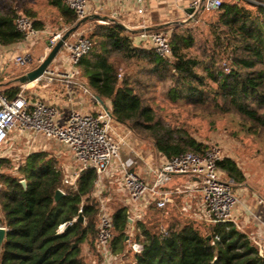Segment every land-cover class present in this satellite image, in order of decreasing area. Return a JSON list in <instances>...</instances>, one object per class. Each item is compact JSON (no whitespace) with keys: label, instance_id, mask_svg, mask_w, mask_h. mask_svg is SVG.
Segmentation results:
<instances>
[{"label":"trees","instance_id":"trees-1","mask_svg":"<svg viewBox=\"0 0 264 264\" xmlns=\"http://www.w3.org/2000/svg\"><path fill=\"white\" fill-rule=\"evenodd\" d=\"M47 1L59 8L66 26L76 22L74 12L62 0ZM212 10L203 26L164 28L169 31L171 58L159 56L151 45H133L129 33L116 24L95 22L86 36L91 48L77 64L89 89L110 101L112 118L149 137L166 158L206 148L190 136H173L181 127L161 125L151 105L152 89L158 85L165 89L164 102L189 106L211 123L230 115L239 131L264 142V0L222 1ZM24 14L31 16L29 9ZM16 16L14 8L0 11V45L22 40L15 27ZM33 24L38 28L41 23L34 20ZM115 56L133 66V72L119 79ZM2 90L12 98L20 83H10ZM4 161L0 158V163ZM217 165L234 182L244 181L243 171L229 156ZM95 177L94 169L87 168L75 184H65L57 161L45 152L24 157L16 174L0 172V225L5 227L0 264H100L95 249L100 213V203L92 195ZM56 189L63 195L55 201ZM145 208L151 215H164L154 204ZM160 215L149 223L136 218L142 247L134 251L125 240L130 226L128 208L110 211V252L125 253L126 261L134 264H264V255L232 221H215L203 232L191 218L164 224ZM68 221L71 224L60 230Z\"/></svg>","mask_w":264,"mask_h":264},{"label":"crops","instance_id":"crops-1","mask_svg":"<svg viewBox=\"0 0 264 264\" xmlns=\"http://www.w3.org/2000/svg\"><path fill=\"white\" fill-rule=\"evenodd\" d=\"M6 1L13 3L17 14H24L25 9H29L31 12V16L29 17L33 21H40L41 27L37 28L39 30V36L33 43L20 40L10 45H0V67L4 61V58L9 54L21 52L27 54L26 60L22 62V64L14 65V63H9L3 67L1 89H4V87L9 85V81L12 78L30 70L31 67L29 69V64L27 65V63L33 64L35 60L40 62L44 55L49 51L45 37L48 33L57 29H51L48 26L49 21L46 19L48 13L51 14V16L54 14V19H56L58 23L57 28L59 31L65 30L67 27H69L64 24L59 8L50 4L47 0H28V4H23L22 1L25 0ZM194 1L196 0H143V14H138L136 12L135 0H88V7L91 10L90 14L96 13L99 15H105L122 23L128 28L123 30L129 33L132 44L135 46H145L150 44L147 38L143 36L142 31H139L143 27L167 24L161 29H156L164 30V28L174 25L185 26L198 23L201 20L204 11L206 10L199 11L198 15L194 18L193 13H189L187 11L188 8L192 7ZM95 10L97 12H93ZM149 11L150 14L148 15L147 12ZM151 13H153L152 17ZM142 16L144 19H140L145 23L139 22L138 18ZM95 22L115 24L110 20H88L80 24L74 33H72L66 40L68 42H72L75 40L76 36L82 35L83 32L89 33L95 26ZM31 54L33 58L31 57ZM11 65H21L24 67L18 72H8V68ZM79 68L80 67L78 65L72 66L65 50L60 49L58 54L48 65L47 74L42 75L34 81L22 83L20 84V87H25L24 91L30 104L36 101H43L47 104L55 106L59 113V123H64L68 113L73 110L96 114L101 111H106V107L108 110L106 112L110 114V101L108 99H101L102 102H100L95 97L96 94L92 92L87 86V79L80 73ZM71 69L75 71V75L71 82H68L67 80H62L61 82L56 81V74L58 72H70ZM49 76H53L54 79L50 81ZM118 123L126 125L124 123ZM117 132L122 135V133H120L118 130ZM127 134L122 135L125 138L126 143L121 146V160L131 159L134 170L148 181H152L155 176L154 170L157 167V158L160 159V163V161L165 156L158 152L154 145H152L153 149H146L145 147L142 148L143 146L140 145L134 146L137 143L136 137L133 138L129 134L127 137ZM45 139L50 140L38 133L26 132L23 134H18L12 130L10 131L8 138L4 143L5 146L4 144L2 145L4 148L2 149L1 147L2 150L0 149V158H9L8 156L13 157L15 155H19L21 152H24V157L33 152H45ZM139 141L142 142L144 140L140 139ZM59 145L62 146V149L66 150L73 158L72 153L65 145L60 142ZM229 157L236 161L237 165L244 173V182L247 181L248 173L254 172L256 168L254 166L256 165H242V167L236 157ZM240 157L243 158V156ZM65 158H67V155ZM71 165H75L76 171L71 174V177H75V179L74 182L70 183V185L75 184L80 172L82 171H79L77 162L74 158ZM118 175H120V166L119 163L115 161L109 168L108 172L102 176L98 188L108 190H106L108 192L107 198L104 199H107L106 201L111 211L120 206H126L128 208L131 222L128 223L130 226L127 229L125 240L128 241L129 247H131L132 243L138 244L140 247H142V236L140 234V229L136 226V218H142L145 223H149L152 221V218L149 217L151 214L148 210H146V212V208H144L139 217L135 216L133 211H131L132 204L130 203L127 192L124 190V198L119 193H117L119 192V188H117L116 183V178ZM257 180L258 181H255L253 179L255 182H251V185L250 182L243 183L245 186L243 190L240 189L237 191L239 196L238 204L234 209L233 218L231 220L235 227L239 231L243 232L252 243H257L258 240L264 241V203H260L258 200L260 197L264 198V171L263 175L259 176ZM63 182L68 184V182L65 181V178L63 179ZM246 186L247 189H249L248 191L245 189ZM93 187L92 195L99 201L100 205L103 204L106 207L107 204L105 201H103V198L97 194L99 189L97 186H95L94 181ZM161 189L170 192V200L164 206L166 208L169 205V210H167L164 215L159 216L162 220H164L163 223L165 221L181 219L180 217L182 215H184L185 218H194L195 215L193 210H195V207H199L201 202L199 184L197 183V180L194 178V176L189 174H166L162 178ZM181 209L185 210L186 213L181 215ZM108 213L110 214V212ZM117 257L123 261L122 257L127 256L125 253H123ZM129 262H131V260L126 261L124 264Z\"/></svg>","mask_w":264,"mask_h":264},{"label":"built area","instance_id":"built-area-1","mask_svg":"<svg viewBox=\"0 0 264 264\" xmlns=\"http://www.w3.org/2000/svg\"><path fill=\"white\" fill-rule=\"evenodd\" d=\"M71 9L76 21L90 14L88 0H62ZM143 0H135L136 12L143 14ZM222 0H196L192 7L197 10L202 6L203 10L218 8ZM93 12H97L96 10ZM16 29L22 34L24 42L33 43L39 36V30L34 26L33 20L25 14H17L15 20ZM64 30L50 32L45 39L50 48L62 35ZM142 34L154 51L161 57L171 58L168 33L163 30L142 31ZM91 41L84 35H79L74 41H64L61 50H65L72 66L78 64L80 58L89 52ZM26 53H12L4 58L0 67V84L3 78V67L9 63L20 64L26 60ZM228 69H226L227 71ZM47 74V70L44 72ZM43 74V75H44ZM75 75L73 69L70 72H58L56 81L67 80L71 82ZM50 81L54 78L49 76ZM25 87H20L19 92L12 98H8L0 85V149L5 143L10 131L18 134L34 132L47 139H54L65 145L77 162L79 171L92 168L96 173L95 186L100 185L102 176L108 172L112 164L117 161L120 166L121 185L127 192L131 211L139 217L149 204L162 208L170 200V192L161 189V181L166 174H189L196 178L201 192L199 211L215 221H231L234 209L238 204V197L234 191V180L225 175L217 161L222 157L214 149L204 152L184 151L170 158H163L154 170V178L148 181L139 175L133 168L131 159L121 160V146L126 143L112 123V117L106 111L96 114L84 113L73 110L68 113L64 123H59V113L55 106L43 101L29 103L25 93ZM1 155V154H0ZM75 177L65 178L68 183L74 182ZM264 203V198H258ZM81 213V208L78 209ZM75 220V218H73ZM71 224L64 222L59 226ZM3 226V225H0ZM163 234L166 233L161 227ZM111 216L105 205H100L98 216L97 236L95 249L101 257L100 264H117L114 259L118 257L110 252ZM131 248L139 251L141 247L132 243ZM261 253V252H260ZM264 255L263 253H261ZM127 264H134L129 262Z\"/></svg>","mask_w":264,"mask_h":264},{"label":"rangeland","instance_id":"rangeland-1","mask_svg":"<svg viewBox=\"0 0 264 264\" xmlns=\"http://www.w3.org/2000/svg\"><path fill=\"white\" fill-rule=\"evenodd\" d=\"M222 1H232V0H222ZM254 1H263V0H254ZM22 2L23 4L24 3L28 4V0H25ZM9 8L11 9L14 8L13 3H9L6 0H0V11H5ZM14 10H16V8H14ZM212 12L213 10L204 11L201 20L195 24H199L203 26L202 23H204V20L210 17V14H212ZM147 14L149 15L150 11L147 12ZM152 16H153V13H151V17ZM140 18L143 20L144 19L143 16L139 17L138 19L140 23H145L144 21H141ZM46 19L49 21L48 26L51 29L58 30L57 28L58 23L56 19H54V14L51 16V14L48 13ZM57 30H53L51 32H54ZM163 31L167 32L169 35L168 30H163ZM82 35L90 36L88 32H83ZM113 60L119 71L118 72L119 79L122 78L124 73L133 72L134 67L128 66L121 59L120 56L113 57ZM28 64H29V69L30 67L32 69L35 66H37L39 62L38 61L36 63L33 62V64L27 63V65ZM14 65L13 66L11 65L8 68L9 69L8 72H18L24 67V66L22 67L21 65H18V66H14ZM152 90H153L152 93H154L155 97L152 100L151 105L155 109L158 119L161 120L162 122L161 125L165 126L166 128H170V129H173L175 126L181 127L178 132L173 131L172 133L173 136L177 137L180 135L183 138L190 136L194 138L197 142L202 143L205 146L206 150L208 149L217 150L221 157L223 156L236 157L241 166L242 165L244 166L256 165L254 166L256 167L254 172H249L250 174L248 173L247 175V181H245L247 183L250 182V185L254 183L255 181H258L257 180L258 177L263 175L264 142L258 139H254L252 136L246 135L243 132L239 131L237 123L233 121L230 115H226L220 119H216L214 123H211L208 118L202 117L201 115H195L193 111L191 110V108L189 110V106L182 108L181 106H178V104L176 105L169 101L164 102L163 99L165 98V95H164L165 89L161 85H158L157 87H153ZM146 96H151V95H146ZM112 123L115 124V128L120 133H122V135L124 134L126 135L128 133L131 137L133 138L136 137L137 143L134 146L140 145V146H143L142 148L145 147L146 149H153L152 148L153 142L146 135H143L141 133H136L133 130H130L129 127L123 124H119L113 118H112ZM128 134H127V137H128ZM140 139L144 141L140 142L139 141ZM44 144L46 145L44 151L47 153L49 157H53L57 161V166L62 170L64 178H70L71 174H73L76 171L75 165H71L73 161V158L71 157V155L66 150L62 149V146L59 145V142H57L54 139H50V140L45 139ZM3 148L4 147H2V149ZM66 155H67V158H65ZM240 156H243V158H241ZM8 157L9 158L4 157L5 161L0 163V172L16 174L15 168L22 161L24 157V152H21L19 155H15L13 157L12 156H8ZM159 160L160 159L157 158L156 160L157 165L159 163ZM119 176L120 175H118L116 178L117 188H119L118 189L119 192L117 193H119L124 198L123 194L125 191L121 185V178H120L121 176L120 177ZM253 179L255 181H253ZM245 182L244 181L240 183L235 182L236 184L234 185V191L236 192L237 197H239L237 194V191L240 189L243 190V188L245 187L243 183ZM245 189L246 191L249 190L247 189V186ZM106 190L99 189L97 194H99V196H101V198H103V201H105V203L107 204V201H106L107 199H104V198H107V194H108L107 192L108 190L107 191ZM168 206L166 208L165 207L163 208L162 211L164 214L167 210H169ZM106 207H107L108 212H110L111 209L108 204L106 205ZM193 211H194L195 216L194 218L191 217V219L195 220L194 222L198 224L199 226H202L201 230L203 232H208L210 229L211 223H213L212 219L207 216L202 215L199 211V207H195V210ZM185 213L186 211L181 209L180 214L182 215ZM153 214H155L156 216L160 215V213L158 212L156 213L154 212ZM153 214L150 216L152 220L156 218V216ZM159 218L160 217H158V219ZM180 218L184 219L185 217L184 215H182ZM159 220L161 221V223H163L164 221L161 218ZM165 222L167 223L168 221H165ZM165 222L164 224H166ZM253 244L257 246L259 252L263 253L264 251V241L263 240H258L257 243L253 242ZM122 258H123V261L122 259L117 258V259H114V262L117 264H124L126 262V258L128 257H122Z\"/></svg>","mask_w":264,"mask_h":264},{"label":"water","instance_id":"water-1","mask_svg":"<svg viewBox=\"0 0 264 264\" xmlns=\"http://www.w3.org/2000/svg\"><path fill=\"white\" fill-rule=\"evenodd\" d=\"M200 1L203 2L204 0H200ZM201 10H203L202 6H200L197 10H195L193 7H190V8H188L187 11L189 13H193V17L195 18L198 15L199 11H201ZM88 20H99V21L110 20V21L114 22L116 25H118L120 28L128 29L126 26H124L122 23L115 20L114 18H110V17H107L105 15H99L96 13L88 14V15L80 18L74 24L70 25L69 27H67L64 30L61 37L49 48V51L44 55V57L42 58V60L39 62V64L37 66H35L34 68H32V69L14 77V78H12L9 81V83L16 82V83L22 84V83L34 81V80L38 79L39 77H41L44 74V72L47 70V67L50 64V62L58 54L59 50L63 46L64 41L72 33H74V31L80 26V24H82ZM166 25L167 24H158V25L152 26V27H143L139 31H151V30L161 29V28L165 27ZM95 97L100 102H102V100L99 98L98 95H95ZM105 110L108 111L106 107H105ZM20 183L25 188V186H26L25 180L24 179L20 180ZM61 195H63V192L60 189H56L55 193H54V200L56 201ZM78 220H82L81 214L78 215ZM127 222L128 223L131 222V219L129 217L127 218ZM4 235H5V227L0 226V249H1V244L3 242V239H4Z\"/></svg>","mask_w":264,"mask_h":264}]
</instances>
